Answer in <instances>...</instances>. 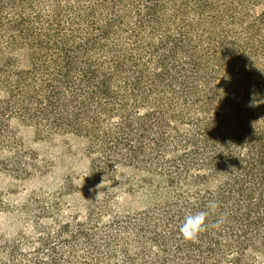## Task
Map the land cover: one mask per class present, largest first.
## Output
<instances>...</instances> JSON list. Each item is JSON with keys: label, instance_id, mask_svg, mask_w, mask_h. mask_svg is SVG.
Returning a JSON list of instances; mask_svg holds the SVG:
<instances>
[{"label": "trees", "instance_id": "obj_1", "mask_svg": "<svg viewBox=\"0 0 264 264\" xmlns=\"http://www.w3.org/2000/svg\"><path fill=\"white\" fill-rule=\"evenodd\" d=\"M17 52L0 66V150L11 119L70 132L92 143L99 178L126 167L159 200L126 224L47 232L0 264L257 263L264 103L249 104L264 100V0H0V55ZM201 211L207 229L185 240ZM76 236L90 260L59 252Z\"/></svg>", "mask_w": 264, "mask_h": 264}, {"label": "rangeland", "instance_id": "obj_2", "mask_svg": "<svg viewBox=\"0 0 264 264\" xmlns=\"http://www.w3.org/2000/svg\"><path fill=\"white\" fill-rule=\"evenodd\" d=\"M22 58L21 52L0 55V66ZM5 141L8 144L0 150V259L16 247L31 251L39 237L65 225L70 231L77 226L87 230L93 221L107 226L109 215H116L121 224L129 223L159 200L142 185L146 176L126 167H118L113 178H99L94 166L97 156L85 137L66 131L45 133L11 119ZM60 251L87 260L92 257L81 236ZM256 264H264V254Z\"/></svg>", "mask_w": 264, "mask_h": 264}, {"label": "clouds", "instance_id": "obj_3", "mask_svg": "<svg viewBox=\"0 0 264 264\" xmlns=\"http://www.w3.org/2000/svg\"><path fill=\"white\" fill-rule=\"evenodd\" d=\"M257 103H264V100L257 101L255 97L251 100L249 106L255 107ZM99 187V186H98ZM101 195V193L97 196V198ZM209 209L212 212H215L218 205L216 202H210L208 205ZM208 212H197L195 214H188L184 217L183 222L179 227V232L185 240H195L198 236L207 229V217ZM225 220V217L221 216L220 219L217 220L216 226L219 227Z\"/></svg>", "mask_w": 264, "mask_h": 264}]
</instances>
